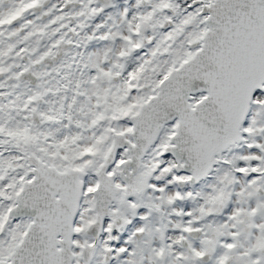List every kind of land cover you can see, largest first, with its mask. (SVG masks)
<instances>
[{"label": "snow or ice", "instance_id": "obj_1", "mask_svg": "<svg viewBox=\"0 0 264 264\" xmlns=\"http://www.w3.org/2000/svg\"><path fill=\"white\" fill-rule=\"evenodd\" d=\"M0 264H264V0H0Z\"/></svg>", "mask_w": 264, "mask_h": 264}]
</instances>
